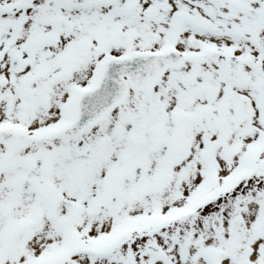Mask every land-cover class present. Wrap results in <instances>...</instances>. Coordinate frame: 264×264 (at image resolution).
Instances as JSON below:
<instances>
[{
  "label": "snow or ice",
  "instance_id": "obj_1",
  "mask_svg": "<svg viewBox=\"0 0 264 264\" xmlns=\"http://www.w3.org/2000/svg\"><path fill=\"white\" fill-rule=\"evenodd\" d=\"M0 264H264V0H0Z\"/></svg>",
  "mask_w": 264,
  "mask_h": 264
}]
</instances>
